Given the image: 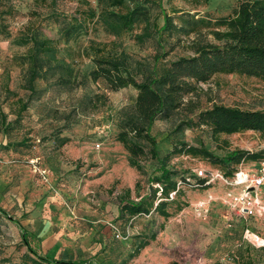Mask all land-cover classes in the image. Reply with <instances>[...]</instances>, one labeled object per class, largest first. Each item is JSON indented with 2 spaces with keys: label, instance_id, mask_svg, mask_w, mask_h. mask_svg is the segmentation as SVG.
<instances>
[{
  "label": "rangeland",
  "instance_id": "1",
  "mask_svg": "<svg viewBox=\"0 0 264 264\" xmlns=\"http://www.w3.org/2000/svg\"><path fill=\"white\" fill-rule=\"evenodd\" d=\"M86 1L97 6L96 0H58L57 13L75 15ZM239 1L208 0L194 5L190 0H164V7L179 22L181 13H173L174 9L220 17L231 14ZM10 6L15 12L5 19L12 36L0 35V206L36 237L33 245L39 248L41 244L43 253L54 247L50 255L58 248L62 260L101 264H122L126 260L127 264H264V250L259 246L264 243V219L245 222L231 212L221 200L225 190L222 185L205 189L182 185L184 207L178 211L173 207L168 220L155 213L129 222L118 220L116 198L128 188L136 201L148 192L156 164L147 161L146 175L141 176L129 165V154L117 141L121 115L135 104L138 91L132 86L112 91L104 80H91L92 59L80 54L91 40L110 42L114 38L97 24L78 40L65 44L60 41L59 25L49 16V6H38L35 0H0L1 11ZM30 21L42 36L57 43L60 58L74 67L78 84L67 89L41 80L38 86L46 90L23 109L18 100L26 101L28 93L22 87L24 72L19 57L27 48L15 38ZM119 42L134 73L152 71L156 65L155 41L139 44L130 33ZM188 54L186 46L180 45L167 60ZM201 88L194 97L199 110L213 104L264 109V83L256 78L218 74ZM97 95L106 99L89 104L87 99ZM197 113L183 110L171 120L154 123L152 133L161 155L178 142L204 146L219 157L236 149L264 151V137L258 132L215 138L207 126L187 123L196 119ZM170 165L191 183L195 182L196 169L209 168L207 161L190 156L175 157ZM210 196L213 200L208 212H197L195 204ZM162 224L164 229H160ZM155 232L156 240L130 258L140 238ZM254 234L259 236L258 242ZM26 252L18 225L0 214V264L20 262Z\"/></svg>",
  "mask_w": 264,
  "mask_h": 264
},
{
  "label": "trees",
  "instance_id": "2",
  "mask_svg": "<svg viewBox=\"0 0 264 264\" xmlns=\"http://www.w3.org/2000/svg\"><path fill=\"white\" fill-rule=\"evenodd\" d=\"M96 1V7L86 1L75 15L58 14V0H35V3L49 6V16L59 25L60 41L65 44L78 40L100 24L114 40H91L87 47L80 50V54L91 57L94 64L89 73L90 79L104 80L112 91L130 86L138 91L135 104L121 115L117 141L128 152L129 165L141 176L146 175L145 164L149 160L155 162L156 173L149 177L148 192L137 201L132 200L130 188L116 198L118 220L129 222L153 213L168 220L173 216V207L177 211L184 207L181 200L185 189L182 185L204 189L211 187L196 175L194 183L188 181L181 171L170 165L175 157L200 158L207 161L209 168L219 169L227 176H232L242 162L264 159V151L236 149L219 157L204 146L185 142L174 143L169 152L161 155L158 141L152 133L157 120H171L183 110L192 113L198 110L196 119L191 118L187 123L207 126L215 138L221 134L247 131L258 132L264 137V109L245 110L237 106L213 104L199 110L194 99L200 94L201 85L209 83L218 74H237L264 83V0H240L231 14L220 17L200 16L174 9L173 13H181L179 22L164 7V0ZM190 1L199 5L208 0ZM5 10H0V35L10 38L12 34L5 18L7 14H14L15 9L10 6ZM130 33H134V40L139 44L155 41L156 65L151 72L141 70L134 73L128 54L119 42ZM15 41L27 48L26 54L19 57L24 72L22 87L28 93L26 101L18 100L23 109H27L29 101L46 90L45 87L39 88L38 82L41 80L67 89L78 84L74 67L60 58L57 43L42 36L32 21L19 31ZM180 45L186 46L189 54L167 60ZM160 61L164 63L158 66ZM101 99L105 100L106 96L97 95L87 100L89 104H94ZM136 186H140V181ZM0 214L18 225L22 243L27 248L22 260L13 264H101L94 260L59 259L58 248L50 255L54 247L43 253L42 245L39 244V248L33 245L36 237L21 222L10 217L1 206ZM160 229H164L163 224ZM156 238L157 232L141 237L129 257L137 256ZM37 242L41 241L37 239ZM99 244L102 248V243ZM236 259L239 260L238 257ZM122 264H127V260Z\"/></svg>",
  "mask_w": 264,
  "mask_h": 264
},
{
  "label": "built area",
  "instance_id": "3",
  "mask_svg": "<svg viewBox=\"0 0 264 264\" xmlns=\"http://www.w3.org/2000/svg\"><path fill=\"white\" fill-rule=\"evenodd\" d=\"M195 175L204 179L206 185H222L225 189L221 197L223 204L243 221L264 219V159L251 165L242 162L232 176L212 168L196 169ZM211 200V196L199 200L195 204L196 211L206 214ZM249 236L250 230L247 229L245 237ZM253 236L258 242L259 236ZM259 246L264 247V243Z\"/></svg>",
  "mask_w": 264,
  "mask_h": 264
}]
</instances>
